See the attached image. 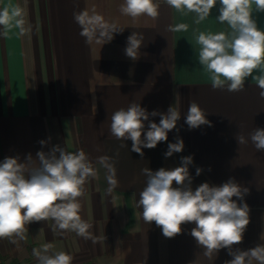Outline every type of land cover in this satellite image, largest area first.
I'll list each match as a JSON object with an SVG mask.
<instances>
[{
    "label": "crops",
    "instance_id": "obj_1",
    "mask_svg": "<svg viewBox=\"0 0 264 264\" xmlns=\"http://www.w3.org/2000/svg\"><path fill=\"white\" fill-rule=\"evenodd\" d=\"M123 0H0L10 23L0 26V162L30 153L49 151L60 145L68 151L83 150L97 171L89 178L79 198L81 218L93 227L97 242L74 232L54 233L53 221L27 225L24 240L15 244L0 239V259L6 264H37L33 249L51 243V251H64L73 264H226L233 257L220 249L211 259L190 235L194 223L182 225V232L165 237L155 222L146 224L137 207L139 193L146 186L142 169L153 172L189 165L192 188L202 183L219 186L230 178L248 189L243 201L249 207V224L241 243L232 250H248L264 244V151H257L249 139L256 128L264 129V99L255 80L249 77L240 92L213 90L206 70L198 62L200 32L228 31L221 24L219 4L197 23L193 12H180L157 0L156 19L136 20L120 13ZM19 9L27 32L20 35L11 17ZM95 9L122 32L102 45L88 44L80 35L73 13ZM252 17L264 30V12L253 6ZM186 25L187 31L170 28ZM138 32L144 40L139 56H126L127 38ZM254 72L253 75H258ZM196 102L209 125L189 129L185 123L188 106ZM140 103L149 113H166L170 106L181 117L168 140L143 149V157L131 151L132 141L117 140L110 133L112 114ZM159 123L160 116L149 117ZM148 122L145 121V131ZM248 143L239 145L236 136ZM50 138V139H49ZM183 140V151L165 158L169 143ZM47 141L42 146L39 141ZM125 143L127 147L120 145ZM110 157L116 169L117 186L108 191L107 170L97 163ZM197 167L202 169L196 175Z\"/></svg>",
    "mask_w": 264,
    "mask_h": 264
},
{
    "label": "clouds",
    "instance_id": "obj_2",
    "mask_svg": "<svg viewBox=\"0 0 264 264\" xmlns=\"http://www.w3.org/2000/svg\"><path fill=\"white\" fill-rule=\"evenodd\" d=\"M165 3L177 11L195 13L197 23L205 20L219 4L217 19L221 24H227L228 31L198 34V62L206 70L213 90L240 92L244 90L246 80L252 77L264 99V30L258 28L252 17L253 6L264 12V0H165ZM159 7L157 0H123L119 11L133 20L141 16L156 19ZM11 17L17 18L15 26L20 35H25L27 29L21 11L13 9ZM73 18L88 44L102 42L103 45L110 42L115 33L124 30H120L115 22L107 21L94 8L74 12ZM9 23L10 13L5 8L0 11V26L7 28ZM170 30L187 31V26L181 24ZM143 40L142 34L133 32L127 38L126 56L136 60ZM254 72L259 74L254 76ZM206 114L193 101L188 106L185 123L190 130L206 124L211 126ZM150 116H160L159 123L150 121ZM180 117V112L173 106L166 113L155 110L149 113L140 103L132 102L126 109L112 114L110 133L117 140H131V151L143 157L144 148L152 149L168 140V133L177 127ZM145 121L148 122L147 131ZM249 139L257 151H264V129H254ZM236 140L239 145L248 143L240 133ZM39 143L45 146L47 141ZM120 146L127 147L125 143ZM183 148V140L177 138L175 143L168 144L165 158ZM181 159L182 165L171 169L162 167L155 172L142 169L146 186L139 193L137 207L142 210L143 221L146 224L155 222L168 238L180 234L182 225L194 223L190 235L203 248L205 257L211 259L220 249H228L233 258L226 264H264V244L248 250H232L233 245L242 242L249 224L248 205L237 203V200L243 201L248 189L230 178L219 186L205 182L193 190L189 173L193 158ZM97 163L107 170L108 191L111 192L117 186L114 164L107 156L99 157ZM201 172L202 169L197 167L196 175ZM96 175V169L83 150L68 151L60 145L47 152L38 151L35 159L29 153L24 162L19 157H6L0 162V239H9L15 244L25 239L26 226L30 223L52 220L54 233L74 232L96 243L97 237L90 231L93 226L81 218L79 200L84 194L85 183ZM52 248L51 243H46L33 249L37 264H73L72 255L51 251Z\"/></svg>",
    "mask_w": 264,
    "mask_h": 264
},
{
    "label": "built area",
    "instance_id": "obj_3",
    "mask_svg": "<svg viewBox=\"0 0 264 264\" xmlns=\"http://www.w3.org/2000/svg\"><path fill=\"white\" fill-rule=\"evenodd\" d=\"M0 264H6V262L0 259Z\"/></svg>",
    "mask_w": 264,
    "mask_h": 264
}]
</instances>
